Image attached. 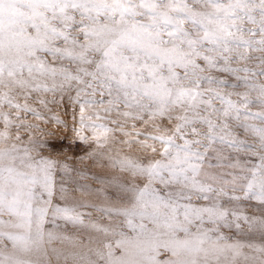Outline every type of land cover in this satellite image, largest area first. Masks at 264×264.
Masks as SVG:
<instances>
[{
	"label": "snow or ice",
	"instance_id": "6c2138e0",
	"mask_svg": "<svg viewBox=\"0 0 264 264\" xmlns=\"http://www.w3.org/2000/svg\"><path fill=\"white\" fill-rule=\"evenodd\" d=\"M0 264H264V0H0Z\"/></svg>",
	"mask_w": 264,
	"mask_h": 264
},
{
	"label": "rangeland",
	"instance_id": "374dc122",
	"mask_svg": "<svg viewBox=\"0 0 264 264\" xmlns=\"http://www.w3.org/2000/svg\"><path fill=\"white\" fill-rule=\"evenodd\" d=\"M58 111H59V109H58ZM60 114L62 116H64V118L66 120L69 121V124H71L72 121H71L69 116H65L62 111H60ZM73 135L74 134L70 130L64 129L63 130V138L52 139L50 141V148H49L50 154L54 158H58V159L64 158V156H63L64 150H69L67 154L72 159H76V158H78L79 155H82L83 153L80 152V150L78 148L73 147L71 144Z\"/></svg>",
	"mask_w": 264,
	"mask_h": 264
}]
</instances>
